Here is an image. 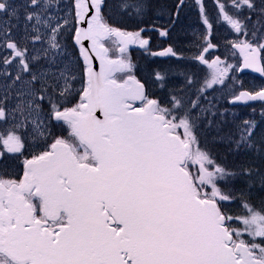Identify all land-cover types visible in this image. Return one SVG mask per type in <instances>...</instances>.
<instances>
[{
  "label": "snow or ice",
  "instance_id": "6c2138e0",
  "mask_svg": "<svg viewBox=\"0 0 264 264\" xmlns=\"http://www.w3.org/2000/svg\"><path fill=\"white\" fill-rule=\"evenodd\" d=\"M214 3L173 38L186 0H0V264H264V0Z\"/></svg>",
  "mask_w": 264,
  "mask_h": 264
},
{
  "label": "flooded vegetation",
  "instance_id": "af4514ba",
  "mask_svg": "<svg viewBox=\"0 0 264 264\" xmlns=\"http://www.w3.org/2000/svg\"><path fill=\"white\" fill-rule=\"evenodd\" d=\"M186 3H188V5H189V7H188L189 12H185V11L183 12L180 24L178 25V28H177V31L175 33H173V38H175L176 35L181 36L182 32L186 29V27L196 28L197 26L191 27V25H194L195 22H197L196 25H199V27L202 28V25H200V22L198 20L197 10L194 7L191 8L192 1L190 2V1L186 0ZM206 8L208 10V13L212 12L213 9H215L214 0H206ZM159 22L163 23V21H159ZM226 29H230V28L229 27L224 28L221 31L226 30ZM214 31H220V30L215 28ZM145 35L151 37L150 46L148 47L147 51L139 49L138 45H134L133 48L128 50L129 52L134 51L135 49L139 50L137 52V54H131V58H132V61L133 60L137 61V56L139 57L138 61L140 63L138 62L137 72L142 74V76L137 77V78H139L141 80H145L147 75H149V70L147 68V64L150 63V61L153 62V65L156 62L157 63H169V62L175 63L174 58L161 59L157 56H153L150 54L152 51L160 50V49L168 46V44L172 42L170 39H165V40L161 39L159 37L158 33L155 31H149V32L145 33ZM220 45H221V47L219 49L210 50L211 54L208 55L209 60L213 59L215 56H221V59H224V55H223V53H224L223 48L224 47H223V44H220ZM188 55H191V53H189ZM235 59H237V61L239 62L240 58H239L238 53L236 55V58H229L228 62L235 64V63H237V61ZM193 70L197 71L200 76L201 75L204 76L208 71L206 67L200 66V65L194 66ZM230 74L232 75L231 72H230ZM235 75L238 77V79L240 81H242L244 83L245 87H247V88L264 84V75L258 74V72H255V71L237 72V73H235ZM251 107L259 108V107H261V103L260 102L251 103ZM244 110H247V109H244ZM248 110H250V109H248ZM16 172L11 171V173H13V174H15Z\"/></svg>",
  "mask_w": 264,
  "mask_h": 264
},
{
  "label": "rangeland",
  "instance_id": "374dc122",
  "mask_svg": "<svg viewBox=\"0 0 264 264\" xmlns=\"http://www.w3.org/2000/svg\"><path fill=\"white\" fill-rule=\"evenodd\" d=\"M187 1H192V0H187ZM71 2V0H62V3L63 4H68V3H70ZM108 2H109V4L111 5V7L108 9V12L109 11H112V16L114 15L115 17H117L118 15H119V13L115 10V4L117 3V0H108ZM204 3H205V5H206V0H204ZM191 8H192V5H191ZM185 12H189V10H188V7L187 8H185V10H184ZM215 14H216V7H215V9H213V11L212 12H209V15L211 16V17H214L215 16ZM110 16H111V12H110ZM129 18V17H128ZM166 19V17H164L163 19H161V20H159V21H163L164 22V20ZM190 20V19H189ZM134 21L136 22V20L134 19ZM158 21V22H159ZM196 23L197 22H195V24L194 25H191V27H195V26H197V27H199V25H196ZM229 26L226 24V23H218V24H215L214 25V29L215 28H217L218 30H220V31H214V29H213V42L214 43H219V44H224V42H225V40H228V39H232L233 38V34L231 33V30L230 29H226V30H223V31H221L222 29H224V28H228ZM191 29L192 28H190V27H186V29L185 30H187L189 33H190V31H191ZM133 31L135 30V29H132ZM184 30V31H185ZM184 31L182 32V34H181V36H183V34H184ZM139 50L138 49H135L134 51H131V52H129L130 53V55L131 54H137V52H138ZM223 52H225V49L223 48ZM229 58H231V56H230V54H229ZM138 59H139V57L137 56V61L136 60H134V64H135V66L137 65L138 66ZM236 61H237V59H235ZM140 63V62H139ZM169 63H172V62H169ZM169 63H154V67L153 68H155L156 66H158V65H167V64H169ZM237 63H238V61H237ZM137 66H136V68L135 69H137ZM150 72L151 71H149V75H147V77H146V79L147 78H149V76H150ZM231 75V74H230ZM201 77H203V75H201ZM229 83H230V81H228ZM79 85H77V87H78ZM216 87V92L214 93V95H216V96H219L220 95V93L222 92V91H226V87L225 86H220V85H217V86H215ZM209 95H213V93L210 91L209 92ZM222 103H225L226 104V101H222ZM256 113H255V116H256V118H259V116H260V112H259V110H260V107L259 108H256ZM244 111H250V110H244ZM9 171L11 172V171H13V172H16V171H18V169L15 167V165L13 164L10 168H9ZM231 207H233V208H235V205H231Z\"/></svg>",
  "mask_w": 264,
  "mask_h": 264
},
{
  "label": "trees",
  "instance_id": "16d2710c",
  "mask_svg": "<svg viewBox=\"0 0 264 264\" xmlns=\"http://www.w3.org/2000/svg\"><path fill=\"white\" fill-rule=\"evenodd\" d=\"M155 3L163 6L166 4H170L172 2V0H154ZM111 12V22L116 24L117 26H127L128 30H132L135 29V24L136 22L134 21L133 18H128L127 16H122V15H118L117 17H115L114 15L112 16V11H109V15ZM160 22H157V26H159ZM151 24H144L141 26H150ZM134 61V60H133ZM137 66V65H136ZM154 65L153 62L150 61V63L147 64V68L149 71H151V69H153ZM135 73L137 75V77H141L142 74L137 72V69H135Z\"/></svg>",
  "mask_w": 264,
  "mask_h": 264
},
{
  "label": "water",
  "instance_id": "95a60500",
  "mask_svg": "<svg viewBox=\"0 0 264 264\" xmlns=\"http://www.w3.org/2000/svg\"><path fill=\"white\" fill-rule=\"evenodd\" d=\"M143 27H146V28H151L152 26H143ZM160 37V36H159ZM161 39H167V38H163V37H160ZM134 47V45H130L129 46V49H131V48H133ZM167 47V46H166ZM138 48L139 49H141V50H145L144 48H141L139 45H138ZM128 49V50H129ZM163 49V48H162ZM162 49H160V50H157V51H152V52H159V51H161ZM151 52V53H152ZM239 54V53H238ZM157 57H159V58H161V59H168L169 57H160V56H157ZM245 71H254V70H252V69H243V70H241L240 72H245ZM250 103H254V102H250Z\"/></svg>",
  "mask_w": 264,
  "mask_h": 264
}]
</instances>
